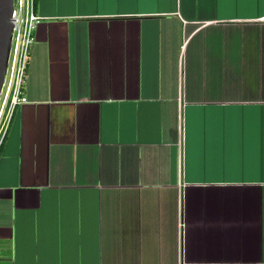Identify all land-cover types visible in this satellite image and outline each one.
<instances>
[{"label": "crops", "instance_id": "crops-1", "mask_svg": "<svg viewBox=\"0 0 264 264\" xmlns=\"http://www.w3.org/2000/svg\"><path fill=\"white\" fill-rule=\"evenodd\" d=\"M35 12L0 264H264V0Z\"/></svg>", "mask_w": 264, "mask_h": 264}, {"label": "built area", "instance_id": "built-area-1", "mask_svg": "<svg viewBox=\"0 0 264 264\" xmlns=\"http://www.w3.org/2000/svg\"><path fill=\"white\" fill-rule=\"evenodd\" d=\"M40 17L35 12V0H14L13 33L8 64L0 93V144L17 105L25 103L23 89L35 30ZM182 106L179 100V107ZM180 121V120H179ZM181 135V122L179 123ZM181 139V136H179ZM182 143L179 142V154Z\"/></svg>", "mask_w": 264, "mask_h": 264}, {"label": "water", "instance_id": "water-1", "mask_svg": "<svg viewBox=\"0 0 264 264\" xmlns=\"http://www.w3.org/2000/svg\"><path fill=\"white\" fill-rule=\"evenodd\" d=\"M13 10L14 0H0V93L11 49Z\"/></svg>", "mask_w": 264, "mask_h": 264}]
</instances>
